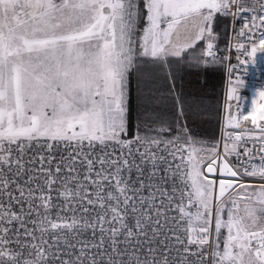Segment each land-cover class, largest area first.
I'll return each mask as SVG.
<instances>
[{
    "label": "snow or ice",
    "instance_id": "obj_1",
    "mask_svg": "<svg viewBox=\"0 0 264 264\" xmlns=\"http://www.w3.org/2000/svg\"><path fill=\"white\" fill-rule=\"evenodd\" d=\"M217 16L241 22L236 131L122 139L138 59L207 68ZM262 58L264 0H0V264H264V85L233 77Z\"/></svg>",
    "mask_w": 264,
    "mask_h": 264
},
{
    "label": "trees",
    "instance_id": "obj_2",
    "mask_svg": "<svg viewBox=\"0 0 264 264\" xmlns=\"http://www.w3.org/2000/svg\"><path fill=\"white\" fill-rule=\"evenodd\" d=\"M230 28L228 18L216 17L213 31L217 47L227 44ZM203 49L201 42L194 54L199 55ZM189 59H170L167 65L138 59L128 80L126 138L155 136V130L163 124L171 129L161 134L168 139L179 135L182 143L190 138L194 147H208L218 142L225 66L213 63L205 68L202 64L189 63ZM181 107L183 115L179 114ZM113 147L110 144L106 151L111 152Z\"/></svg>",
    "mask_w": 264,
    "mask_h": 264
},
{
    "label": "built area",
    "instance_id": "obj_3",
    "mask_svg": "<svg viewBox=\"0 0 264 264\" xmlns=\"http://www.w3.org/2000/svg\"><path fill=\"white\" fill-rule=\"evenodd\" d=\"M230 20L231 22V28H230V36L229 40L226 45L222 47H217L215 45L214 47V52L216 54V61L215 63H223L225 66V83H224V91H223V105H222V114H221V123H220V131H219V140L217 144L219 143L222 146L223 143V133L225 131L228 132H234L236 130L231 129V128H225V116H226V111H225V103H226V96H227V88H228V80H229V73L228 69L230 65H235L237 64L236 61V56H237V49H236V44H237V37L233 34V29H235L237 32L240 28L241 22L239 20L233 21L232 17H226ZM243 58V57H242ZM211 60L212 58H208ZM248 71L247 73L243 72V67L240 69H234L233 70V77L239 72L241 74L242 79L244 81V87L241 89V95L246 99L247 102L250 103L251 98H252V93L254 89L260 88L262 85H264V64H257V65H247ZM134 69V68H133ZM129 80V78H128ZM128 93V92H127ZM233 103V110H235V103ZM261 103V101L258 99L257 104ZM257 119L259 120L262 124H264V110H261L259 107H257L255 110L251 112L246 113V119L251 120V119ZM255 131V129H253ZM126 133V132H125ZM125 140H133V139H128L124 138ZM182 142L181 144H183ZM191 147L194 148L193 144ZM115 150L117 153L119 152V146L114 145L113 149L111 152ZM222 151V147H221ZM187 157L185 156V160ZM222 160H224V157L222 156L221 159L217 162V169L221 166ZM227 160L230 164L231 167L234 169L239 167V163L237 161L236 156L233 154L229 157H227ZM227 178V177H225Z\"/></svg>",
    "mask_w": 264,
    "mask_h": 264
},
{
    "label": "rangeland",
    "instance_id": "obj_4",
    "mask_svg": "<svg viewBox=\"0 0 264 264\" xmlns=\"http://www.w3.org/2000/svg\"><path fill=\"white\" fill-rule=\"evenodd\" d=\"M181 31H183V28H181ZM204 43V46H205V42H203ZM215 44V43H214ZM264 64V58H262L260 61H258V63L257 64ZM128 83H129V81H128ZM121 138L122 139H124L125 138V133H123L122 134V136H121ZM217 144V143H216ZM194 148H197V149H204L205 151L207 150V148L208 147H201V146H195ZM204 153L203 152H201V155H203ZM223 162H224V160H222V164H223ZM222 164H221V166H222ZM243 207H244V202H241V204H240V208H241V210L243 209Z\"/></svg>",
    "mask_w": 264,
    "mask_h": 264
}]
</instances>
